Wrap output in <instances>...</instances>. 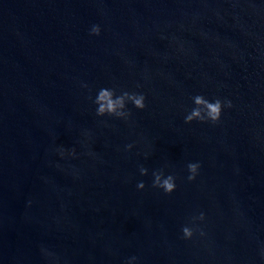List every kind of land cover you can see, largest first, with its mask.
<instances>
[{
  "label": "water",
  "instance_id": "95a60500",
  "mask_svg": "<svg viewBox=\"0 0 264 264\" xmlns=\"http://www.w3.org/2000/svg\"><path fill=\"white\" fill-rule=\"evenodd\" d=\"M113 84L147 95L131 126L95 115ZM196 93L234 107L185 124ZM165 165L171 196L151 187ZM200 211L207 237L182 240ZM42 247L59 264H264V0H0V264H50Z\"/></svg>",
  "mask_w": 264,
  "mask_h": 264
},
{
  "label": "clouds",
  "instance_id": "9594fccd",
  "mask_svg": "<svg viewBox=\"0 0 264 264\" xmlns=\"http://www.w3.org/2000/svg\"><path fill=\"white\" fill-rule=\"evenodd\" d=\"M102 26L99 23L91 25L89 34L94 37H99L102 34ZM166 37L162 36L161 39ZM183 45L178 46V51H183ZM147 79V76H145ZM82 88H88L86 82L81 81ZM141 85L137 84L136 89H127L119 87L115 84L111 86L100 87L94 96H89L90 101L94 105L95 115L99 118H114L123 121L129 126L132 125L133 109L144 111L147 108V95L140 89ZM191 107L184 110V123L191 125L193 123L218 125L221 123L226 109L231 110L234 105L231 99L220 96H208L203 93H196L190 97ZM87 136V133H85ZM135 143L125 145L126 152H132L135 148ZM59 157L65 159L67 157L76 158L77 152L75 148L71 150L60 146L56 149ZM87 155L95 156L93 152H88ZM144 158L147 159L150 155L145 152ZM201 163L199 161H190L187 164L188 183H194L200 175ZM139 174L142 177L149 176V169L143 165L139 166ZM151 187L167 196H171L177 191L178 177L167 171V165L151 171ZM147 185L143 180H139L136 184L137 191L143 192ZM31 202H29L30 204ZM207 220L206 213L200 211L194 214L191 218L182 225L180 233L181 239L184 241H193L196 238L201 240L207 237V232L203 225ZM41 254L49 260L50 264H59V260L55 255L45 248H41ZM261 255L264 256V249L261 250ZM125 264H139L137 256L129 257Z\"/></svg>",
  "mask_w": 264,
  "mask_h": 264
}]
</instances>
